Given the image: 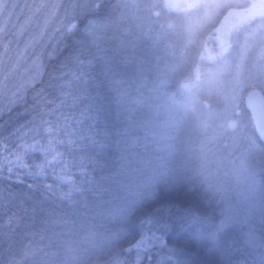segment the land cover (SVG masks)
<instances>
[{"label":"trees","instance_id":"obj_1","mask_svg":"<svg viewBox=\"0 0 264 264\" xmlns=\"http://www.w3.org/2000/svg\"><path fill=\"white\" fill-rule=\"evenodd\" d=\"M5 3L0 139L21 166L0 149V264H264V217L249 230L222 174L264 148L243 105L264 94V0Z\"/></svg>","mask_w":264,"mask_h":264},{"label":"rangeland","instance_id":"obj_2","mask_svg":"<svg viewBox=\"0 0 264 264\" xmlns=\"http://www.w3.org/2000/svg\"><path fill=\"white\" fill-rule=\"evenodd\" d=\"M176 1L179 0H165V2L168 4H173ZM229 96L225 97V101L228 105L231 106L228 107L227 114L222 118V121L220 123L223 127V130L227 132L229 140L234 142L236 139L242 138L244 134L241 128V116L239 115L241 111L236 108L235 102ZM249 117L251 120V116ZM229 121H234L236 124L233 130H229L227 128V123ZM249 148H250L249 151L247 152L243 151L242 153L239 154V157L237 158L236 157L231 158L227 156L228 158L231 159V161L228 164V167L223 170L222 174L229 175L226 183H229V180L232 179V190H230L231 192L230 200L232 203L237 204V205L235 204V207H241L240 210L242 209L246 211V212L238 211L237 213L247 214V215L242 214L241 217H245L244 223L247 224V227H250L249 230H251L253 224L255 222L257 223L259 220H261L264 217V196H263L264 165H262V162L261 163L254 162V164L252 165L253 166L252 170L253 171L256 170L255 172L257 173L256 175L253 173L246 176L244 169L248 167L247 157L249 158V157L258 156L264 161V148L259 143L253 140L251 141V146ZM215 161L219 171L220 167L223 165V159L218 158ZM259 173L262 174V178L260 177ZM256 223L254 224V227Z\"/></svg>","mask_w":264,"mask_h":264},{"label":"snow or ice","instance_id":"obj_3","mask_svg":"<svg viewBox=\"0 0 264 264\" xmlns=\"http://www.w3.org/2000/svg\"><path fill=\"white\" fill-rule=\"evenodd\" d=\"M7 7V4L5 3V0H0V11H3L4 8ZM70 31V29H69ZM22 131L21 129H17L14 132L10 133V137H20V133ZM22 138V137H20ZM9 145V140L8 139H0V149H3L4 152H7L9 155L7 157H4V159H7L9 161V163L7 165H4L3 167L5 169H7V171L9 172V174H12V169H13V165H15L17 168H19L21 166V162L19 160L16 161H12L11 157L12 156H16L17 153L13 151V148L16 147L15 144H13L11 147L8 146ZM0 156H3V153L0 152ZM83 167V165H81ZM66 196L71 195V193H66ZM155 193L154 192H149L147 193L146 199H152L154 197ZM138 203V202H137ZM135 208V204H133L129 211L133 210ZM152 220L151 218H146L144 221V224L149 226L151 225ZM156 239H159V236L152 234L146 238H144V240L140 243H136L134 245V247H136L137 249H139L141 251L142 248H147V244L150 243L149 241H154ZM143 245V246H142ZM173 252V250H170V253ZM172 258H174L173 255H169L168 257H162L159 261V264H166L167 260H171ZM140 259H142V257L139 255H137V264H139ZM117 264H121L120 261H117Z\"/></svg>","mask_w":264,"mask_h":264},{"label":"water","instance_id":"obj_4","mask_svg":"<svg viewBox=\"0 0 264 264\" xmlns=\"http://www.w3.org/2000/svg\"><path fill=\"white\" fill-rule=\"evenodd\" d=\"M243 105L249 112L253 128L259 141L264 145V95L256 87L250 88L243 95ZM236 126L234 121L227 123V128L233 130ZM263 196H264V179H263Z\"/></svg>","mask_w":264,"mask_h":264}]
</instances>
